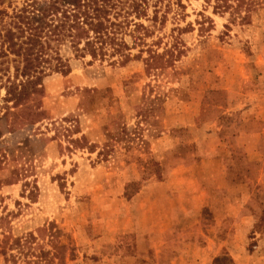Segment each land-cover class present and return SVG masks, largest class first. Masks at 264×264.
Instances as JSON below:
<instances>
[{
  "label": "rangeland",
  "instance_id": "rangeland-1",
  "mask_svg": "<svg viewBox=\"0 0 264 264\" xmlns=\"http://www.w3.org/2000/svg\"><path fill=\"white\" fill-rule=\"evenodd\" d=\"M159 7L148 43L179 41L172 67L78 58L91 36L78 26L62 47L71 72L3 110L0 264H264V0L245 23L204 0ZM13 59H0L10 74ZM93 90L106 98L87 111ZM144 95L161 101L140 116ZM112 116L132 140L105 159ZM82 136L96 152L68 143Z\"/></svg>",
  "mask_w": 264,
  "mask_h": 264
},
{
  "label": "trees",
  "instance_id": "trees-1",
  "mask_svg": "<svg viewBox=\"0 0 264 264\" xmlns=\"http://www.w3.org/2000/svg\"><path fill=\"white\" fill-rule=\"evenodd\" d=\"M164 0H23L21 7L8 6L0 0V59L13 56V74L10 68H1L0 61V119L13 113L44 92V79L52 74L68 75L71 72L70 60L62 55V47L72 38L78 26H84L91 36L82 48H76V57L90 56L92 61L113 60V64L124 65L132 60L145 64L147 74L163 72L172 67L180 57L179 41L165 43L163 52L159 48L162 39H153L159 24V5ZM212 6L215 13H229L234 23H245L251 16L253 0H204ZM138 50L137 54H133ZM144 55H146L144 57ZM5 96L1 97V92ZM106 98V92L93 90L82 94L81 107L91 111L94 102ZM160 97L143 96L140 116L155 109ZM149 112V111H148ZM2 115V116H3ZM142 116V118H143ZM112 116V133L109 125L108 141L98 152L107 159L115 151L116 143H123L125 149L132 140L126 131V125ZM70 137L72 129H65ZM142 144L145 141L141 140ZM71 147L87 148L96 152L97 144H89L86 136L80 139H68ZM69 148V147H68ZM16 242V241H15ZM16 245V244H15ZM14 244L10 248H13ZM0 254L6 250L0 247ZM50 261V260H49Z\"/></svg>",
  "mask_w": 264,
  "mask_h": 264
},
{
  "label": "crops",
  "instance_id": "crops-1",
  "mask_svg": "<svg viewBox=\"0 0 264 264\" xmlns=\"http://www.w3.org/2000/svg\"><path fill=\"white\" fill-rule=\"evenodd\" d=\"M181 257H183V254H180L178 257L176 256L175 259H178V258H181Z\"/></svg>",
  "mask_w": 264,
  "mask_h": 264
}]
</instances>
